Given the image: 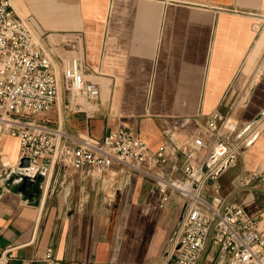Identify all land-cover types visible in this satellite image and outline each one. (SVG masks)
<instances>
[{
	"label": "crops",
	"instance_id": "crops-1",
	"mask_svg": "<svg viewBox=\"0 0 264 264\" xmlns=\"http://www.w3.org/2000/svg\"><path fill=\"white\" fill-rule=\"evenodd\" d=\"M14 10L44 36L59 78L58 101L39 116L62 129L72 147L126 128L151 151L166 149L168 164L152 176L118 163L51 178L22 167L19 139L0 134V255L7 264H163L184 200L162 201L155 179L174 166L200 164L208 115L228 120L224 134L256 135L206 189L264 220V0H12ZM76 60L101 96L89 110L67 91L63 72ZM260 118V119H259ZM259 119V120H258ZM263 221V222H262ZM200 264H225L209 241Z\"/></svg>",
	"mask_w": 264,
	"mask_h": 264
},
{
	"label": "built area",
	"instance_id": "built-area-1",
	"mask_svg": "<svg viewBox=\"0 0 264 264\" xmlns=\"http://www.w3.org/2000/svg\"><path fill=\"white\" fill-rule=\"evenodd\" d=\"M44 36L36 34L29 20L16 13L12 0H0V134L19 139L20 159L27 160L29 175L42 173L51 178L62 166L74 172L103 170L118 163L152 176V171L168 164L164 147L151 151L148 145L122 127L100 140L85 139L77 147L70 146L65 132L50 128L39 116L53 111L59 97L60 83L53 59L43 44ZM63 78L67 91L85 98L89 110L100 99L97 84L85 80L76 60L68 62ZM220 123L228 124L218 111L208 115L205 142L195 137L190 147L205 150L200 164L174 166L175 175L155 179L162 201L173 194L184 200V209L176 232L166 249L163 264H200L209 241L219 249L225 264H264V227L250 216L242 205L206 189L219 169L256 135L251 126L237 137L225 135ZM264 182V172L253 173L246 185ZM260 219L264 220L263 214ZM263 222V221H262ZM13 248L0 255V264L12 258ZM43 264H55L52 250L45 253Z\"/></svg>",
	"mask_w": 264,
	"mask_h": 264
},
{
	"label": "water",
	"instance_id": "water-1",
	"mask_svg": "<svg viewBox=\"0 0 264 264\" xmlns=\"http://www.w3.org/2000/svg\"><path fill=\"white\" fill-rule=\"evenodd\" d=\"M260 119V118H259ZM258 119V120H259ZM231 162H232V160H229L225 165H223L220 169H219V171L214 175V178H217V177H219L220 176V174L221 173H223V171H225V169L231 164ZM28 161L27 160H24L23 162H22V167H25V166H28Z\"/></svg>",
	"mask_w": 264,
	"mask_h": 264
},
{
	"label": "rangeland",
	"instance_id": "rangeland-1",
	"mask_svg": "<svg viewBox=\"0 0 264 264\" xmlns=\"http://www.w3.org/2000/svg\"><path fill=\"white\" fill-rule=\"evenodd\" d=\"M73 94H75L76 95V93L75 92H73ZM81 99H82V97L81 96H79ZM85 104H86V101H85Z\"/></svg>",
	"mask_w": 264,
	"mask_h": 264
},
{
	"label": "bare ground",
	"instance_id": "bare-ground-1",
	"mask_svg": "<svg viewBox=\"0 0 264 264\" xmlns=\"http://www.w3.org/2000/svg\"><path fill=\"white\" fill-rule=\"evenodd\" d=\"M260 227H262L261 224H260Z\"/></svg>",
	"mask_w": 264,
	"mask_h": 264
}]
</instances>
